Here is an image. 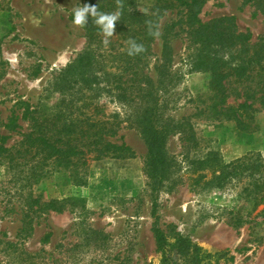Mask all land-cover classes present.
Listing matches in <instances>:
<instances>
[{
  "label": "rangeland",
  "instance_id": "1",
  "mask_svg": "<svg viewBox=\"0 0 264 264\" xmlns=\"http://www.w3.org/2000/svg\"><path fill=\"white\" fill-rule=\"evenodd\" d=\"M86 1L0 0V132L11 135L8 145L20 139L3 128L13 112L20 116L16 102L33 108L53 105L58 95L48 86L84 52L85 31L72 21L74 10ZM134 3L147 14L157 2ZM198 18L202 23L229 18L253 43L264 37V16L247 0H205ZM121 36H110L111 47L128 45ZM150 51L144 73L158 90L160 85L163 117L185 118L197 148L184 145L187 129L185 136L171 133L165 144L166 173L161 182L152 179L146 167L147 147L136 127V108L103 93L96 103L106 114L117 113L121 121L111 141L124 142L134 156L91 162L80 186L68 172L58 171L23 189L24 183L0 166V264H264V244L255 241L264 235V225L255 233L251 223L234 225L238 216L258 222L262 206L252 211L251 203L238 196L241 183L231 180L217 187L209 172L200 178L193 164L208 152L225 163L246 155L264 158V110L255 114L258 130L251 134L232 123L196 115L209 104L208 75L193 68L195 48L183 9L168 10L159 19ZM99 53L103 54L98 49L95 59ZM228 101L233 106L240 103ZM19 125L20 132L27 131L25 121ZM29 193L42 201H61L62 211L36 217L31 229L20 233L22 202ZM155 227L168 242L165 255L156 248ZM177 236L192 244L190 259L171 247Z\"/></svg>",
  "mask_w": 264,
  "mask_h": 264
},
{
  "label": "trees",
  "instance_id": "2",
  "mask_svg": "<svg viewBox=\"0 0 264 264\" xmlns=\"http://www.w3.org/2000/svg\"><path fill=\"white\" fill-rule=\"evenodd\" d=\"M204 1L156 0L150 12L144 14L136 10L134 0H87L85 3L96 4L102 13L118 15L113 33L120 32L121 42L127 40L128 45L111 47L110 36H105L101 26L95 23V17L81 26L86 35L84 52L62 69L47 89L58 95L57 101L47 108L16 102L15 110L20 111V116L13 112L3 128L20 139L8 145L11 135L0 132V166L5 172L23 182V189L32 188L58 171L68 172L80 186L91 162L132 158L134 152L124 142L111 141L121 121L117 113L106 114L104 107L96 103L103 93L123 106L136 108V127L147 147L146 167L152 179L161 182L166 173L165 144L171 133L179 131L185 136L187 129L183 143L196 149L197 139L185 118L175 121L163 117L158 95L160 85L158 90L144 73L159 19L166 11L177 8L184 10L188 39L195 48L193 68L208 75L209 104L196 115H205L211 122L232 123L242 133L256 132L255 114L264 110V37L251 42V36L237 31L229 18L202 23L198 15ZM247 2L264 16V0ZM132 41L142 45L143 51L129 55ZM105 46L108 49H104ZM98 49L103 53H99L100 62L98 54L96 59L94 57ZM105 64H111L113 70H107ZM230 98L240 103L230 105ZM19 121L27 123V131L20 132ZM193 164L200 178L205 171L209 172L217 187L231 180L241 183L238 196L251 203L252 211L262 206L256 215L258 222L238 216L234 225L251 223L252 233L258 225H264V158L261 155H246L225 163L214 152H208ZM22 204L20 233L31 229L36 217L49 211H62L61 201H42L40 196L31 193ZM257 237L255 241L264 244V235ZM154 238L157 250L165 255L168 242L157 227ZM171 247L184 259H190L193 246L188 240L177 236Z\"/></svg>",
  "mask_w": 264,
  "mask_h": 264
},
{
  "label": "clouds",
  "instance_id": "3",
  "mask_svg": "<svg viewBox=\"0 0 264 264\" xmlns=\"http://www.w3.org/2000/svg\"><path fill=\"white\" fill-rule=\"evenodd\" d=\"M90 17H95V23L101 26L105 36H112L114 32L115 22L118 21V15L107 14L98 11L96 4L85 3L80 5L73 12V24L77 26H86ZM108 41L105 40V43ZM143 51V46L131 43L129 55Z\"/></svg>",
  "mask_w": 264,
  "mask_h": 264
}]
</instances>
